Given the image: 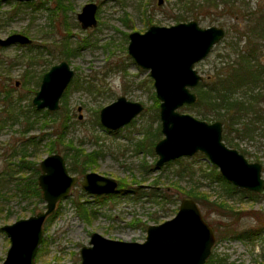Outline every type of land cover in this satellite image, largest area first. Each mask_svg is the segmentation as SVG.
Segmentation results:
<instances>
[{
	"label": "rangeland",
	"instance_id": "rangeland-1",
	"mask_svg": "<svg viewBox=\"0 0 264 264\" xmlns=\"http://www.w3.org/2000/svg\"><path fill=\"white\" fill-rule=\"evenodd\" d=\"M87 2L97 4L98 24L83 29L76 14ZM10 9V4L0 1V37L26 31L33 47L0 48V264L9 247V239L1 226L45 209L41 197L22 198L19 179L37 177L39 172L35 174L28 162H34V168L38 166L50 154L48 146L62 129L59 121L42 119L45 109H40L37 120L28 128L25 116L32 115L31 99L39 87L41 75L63 58L58 53L62 48L63 33L69 36V44L77 46L82 40L90 44L80 47L76 54L66 59L74 70V77L65 90V107L71 123L65 138H60L58 145L54 144L57 146L54 152L63 157L67 153L65 161L69 167L74 164L70 157L76 149L84 153L96 150L94 169L88 171L115 178L125 183L127 190L135 189V181L144 189L104 200L86 193L79 184L73 186L69 195L56 203L54 213L43 222L36 263L80 264L79 250L88 244L93 232L110 239L141 242L147 225L159 224L176 214L180 199L188 196L181 193L184 189L197 190L196 194L204 198L197 204L203 219L214 229L215 242L211 252L214 259L224 258L227 264H264V232L257 241L218 240L225 233L218 229L223 220L228 222L225 223L226 235L228 230L239 232L259 226L258 223L264 224V196L257 198L252 194L250 197L249 193H243L244 190L238 191L226 182L217 181V167L213 168L208 158L199 152L155 167L157 155L151 150L163 137L161 131L157 132L161 125L159 101H154L149 71L138 67L127 52L130 32H144L151 24L170 26L175 24L177 14L196 20L202 27H223L224 38L204 59L195 63L194 68L203 77L201 83L204 85L200 89L204 93L205 90L209 92L216 74L225 71L231 60L240 55L250 59L251 70L258 74L254 73L256 78L250 76L251 92L245 95L246 90L239 89L235 96L239 99L236 105L239 107L231 109L227 115L219 111L215 120L225 122L226 136L236 144L233 148L247 161L262 165L264 178V108H261L264 106V82H260L264 76L258 77L261 73L264 75V0H162L160 4L158 0H71V9L65 14L55 13L53 21L49 20L52 15L47 10L32 11L29 6L8 20ZM41 59L46 61L40 62ZM26 71L30 74L24 75ZM253 79L256 84H252ZM16 81L18 86H15ZM197 86L190 88L196 96ZM96 90L100 93L96 94ZM258 90L262 101L260 107H254L250 103L251 94ZM207 92L200 104L204 112L210 111L207 106L210 94ZM118 96L139 102L144 108L124 127L107 131L99 123V111ZM196 109L194 103L183 104L177 111L208 123L215 121L203 118ZM8 111L13 112L15 120L7 118ZM250 111H257L256 119L252 113V120ZM47 117L49 119L50 115ZM43 122L46 123L43 125ZM69 139L72 145H69ZM74 158L82 161V157ZM22 164H26L25 168ZM69 173L76 175L72 171ZM82 175L77 176L81 178ZM173 183H177L178 189ZM159 190L171 195L174 203L153 199V192ZM73 198L87 200L90 207L85 205V208L93 207L97 211L90 223L82 221L76 213ZM218 211H231L232 215L221 217L216 213Z\"/></svg>",
	"mask_w": 264,
	"mask_h": 264
},
{
	"label": "water",
	"instance_id": "water-1",
	"mask_svg": "<svg viewBox=\"0 0 264 264\" xmlns=\"http://www.w3.org/2000/svg\"><path fill=\"white\" fill-rule=\"evenodd\" d=\"M162 0H158L160 4ZM97 5L85 3L77 19L83 29L95 27ZM225 36L221 26L202 27L194 19L170 26L151 24L144 32L128 34V55L135 64L149 71L155 97L159 101L160 130L163 137L154 145L155 167L201 152L214 164L220 175L234 186L264 194L262 165L249 162L236 148L222 139L220 120L208 123L177 109L193 104L196 94L190 90L203 79L194 68ZM28 43L30 39L15 33L0 44ZM67 61L52 65L41 79L32 98L37 109L55 111L59 99L73 78ZM139 102L118 96L99 111V123L108 131H117L132 121L142 110ZM80 110V107L78 108ZM37 185L45 209L1 226L9 239V247L1 264H37L35 255L43 237V222L53 214L56 203L66 198L76 184L89 194H108L117 190L115 178L97 172H86L79 178L69 173L65 158L51 153L39 162ZM215 234L202 217L191 197H182L176 214L159 224H149L142 242L104 237L98 232L89 236L79 250L80 264H205L211 255Z\"/></svg>",
	"mask_w": 264,
	"mask_h": 264
},
{
	"label": "trees",
	"instance_id": "trees-1",
	"mask_svg": "<svg viewBox=\"0 0 264 264\" xmlns=\"http://www.w3.org/2000/svg\"><path fill=\"white\" fill-rule=\"evenodd\" d=\"M37 3V2H36ZM33 3V2H29V4L32 6V8L34 9V7L36 9H40L43 6H40L42 4V2H38L37 4ZM54 4L56 5L55 9H52V11L54 12H62L65 14V12L69 9H71V1L70 0H55ZM28 5V3L26 4ZM35 9V10H36ZM49 9V8H48ZM50 10V9H49ZM192 17V13L190 15ZM195 17V16H194ZM188 17L184 16L183 14H177L174 18L175 23L178 22H183V21H187ZM64 24H66L65 22V18H64ZM64 38L62 39L60 46L61 51L60 54L63 55V59H67L69 57V55H74L78 52V49L80 47H85L88 46L90 43L87 40H82V41H78L77 42V46L69 44V40L67 38V36L64 34L63 35ZM82 42V43H80ZM72 45V46H71ZM74 46V47H73ZM229 53V52H228ZM254 54H255V49H254ZM68 55V56H67ZM251 56V54H250ZM257 58V57H256ZM257 63V60L256 62ZM228 67L226 68V72L228 73V77L226 79H223L222 82H220V80H216L214 81V84L212 86V88L209 90V92H207L205 90L204 93H202L200 87H202L201 82L198 84V86L195 88L196 93H197V98L196 101L194 102L195 107H197V112L203 117V118H211V119H218L217 118V113H219V111H224L223 113L225 115H227L231 109L234 110V108L239 107L236 106L239 99L236 98V93L239 89L242 90H246L245 95L249 92H251V88H250V83L251 81H247L248 76H253L254 78H256L258 75L257 72L256 75L253 73V71L251 70V68H253V65H250V59L244 55H240L237 56V58L235 60H231L228 64ZM262 73L258 76L261 78ZM262 84L264 82V77L261 79L260 81ZM252 84H256L254 79H253V83ZM91 86L90 85L88 87V89H90L91 91ZM206 92L209 93V101L207 104V106L210 108V111L208 112H204L200 109V104L203 98H205L206 96ZM100 92L98 90H96V94H99ZM154 97V101L155 103L158 102V100L156 99L155 95H153ZM62 100V104L60 106V110L54 111V112H50L48 110H44L42 113V119L43 120H50L52 119V121H59L60 123V128L62 129V133H57L56 138L54 141H52V143L48 146V152H54L55 151V146L54 144L60 141V138H65L67 130H68V125H70L71 121V117H68L67 115V110L65 107V94L64 96L61 98ZM262 101V96L259 93V90L255 93V94H251V99H250V103H252L254 105V107H260ZM242 102V101H241ZM261 108H264L261 107ZM4 111V109H3ZM217 111V112H215ZM39 112H41L40 110L35 109L34 107H32V115H26L25 116V121L26 123H29L28 125H32L33 122L32 120H30L31 116L34 117V120H37V114H39ZM58 113H61L58 116ZM256 119V115H257V111H250V117L252 118V120H254V116ZM25 115V114H24ZM48 115H50L49 119H48ZM7 118H14V114L11 111H8L6 114ZM250 118V119H251ZM15 120V118H14ZM46 122H43V125ZM223 124V131H222V139L223 141H225L226 145L228 147L233 148L234 146H236L235 143L232 144L231 140H229L226 136V124L225 122H222ZM29 126V127H30ZM161 130H159V128H157V132L159 133ZM34 144V143H33ZM73 142L71 139H69V145H72ZM35 145V144H34ZM153 147V144H151V148ZM154 148V147H153ZM77 152H72V156L70 157V160L74 161V164H70L68 167V171H72L74 174L76 175H82L85 172H87L90 169H94V165L96 162V156L95 154H97L96 150H92L88 153H84V152H80V150L78 151V149H76ZM82 151V150H81ZM243 151V150H242ZM151 153H153V149L151 150ZM24 155V153H23ZM67 153H64V157L65 159L68 158ZM74 157H82V161H78L76 160V158ZM175 160H179L175 159ZM21 163H26V162H21ZM29 166L31 168H33L35 170V174L39 172V168L38 166H36L34 168V162H28ZM26 164H22V167L25 168ZM18 166H21V164L19 163ZM28 168V167H27ZM213 168H216V166L214 165ZM205 175V174H204ZM37 178V177H36ZM35 177H27L25 179L21 178L19 179V185L18 189L21 193L22 198H27V197H32V196H36V197H41V191L37 185V179ZM215 179L217 181H223L226 182V185H229L231 188L235 189L236 187H234L233 185H231L229 182H227L219 173V171L215 170ZM136 185L135 186V191L132 189H126V184L123 182H119V186L120 188L118 189V192H115L114 194H107V195H94L95 198L97 199H104L106 200V198H113L114 196H125L128 192H132V193H136L139 192L140 190L144 189L143 187H138V181L134 182ZM174 186V188L178 189V185L177 183H173L172 184ZM238 191H242V190H238ZM124 192V194H123ZM181 193L188 195L190 197H192V199L195 200V202L197 203L199 199H204L203 196H199L196 194L198 193L197 190L195 191H185L184 189H181ZM243 193H247L245 190L243 191ZM253 194V196L259 198L262 197L264 195H260L256 192H252L250 191V197ZM153 199H158V200H166V204L169 203H174V199L171 197V195H168V193L166 192H161V190H159L158 193L153 192ZM250 198L251 200H254V198ZM72 201H74V207L76 210V213L80 216L81 220L86 222V223H90L91 218L95 217V213L97 212L93 207L92 208H85V207H90L89 205H87L88 201L87 200H83L81 201L80 198H73ZM87 205V206H85ZM93 214V215H92ZM154 219V218H153ZM259 226H255V227H251L250 230H240L239 232L236 230H228V234H230V238H234V239H239V240H250V241H257V239H260L261 236L263 235L264 232V224L258 223ZM42 248L39 249V252L41 251ZM205 264H227L220 262L218 259H214L213 256L209 257L207 259V261L205 262Z\"/></svg>",
	"mask_w": 264,
	"mask_h": 264
},
{
	"label": "flooded vegetation",
	"instance_id": "flooded-vegetation-1",
	"mask_svg": "<svg viewBox=\"0 0 264 264\" xmlns=\"http://www.w3.org/2000/svg\"><path fill=\"white\" fill-rule=\"evenodd\" d=\"M1 2H5V3H7V4H10L11 5V9H10V11L8 12V15H7V19L8 20H11V19H13L17 14H18V12H19V10L20 9H22L23 7H27V6H29L30 7V10H32V11H38V10H47L48 12H49V14L50 15H52L51 17H49V20L50 21H53L54 20V14L55 13H60L59 11L58 12H54V11H52V9H55L56 8V5L54 4V1L55 0H0ZM71 1V0H70ZM29 2H33V3H38V2H42V4L40 5V6H43V7H41L40 9H36L35 7H34V9L32 8V6L29 4ZM28 3V5H26ZM36 3V4H37ZM96 4V3H95ZM97 5V4H96ZM50 10H49V9ZM82 8V7H81ZM97 8H98V6H97ZM36 9V10H35ZM69 10V9H68ZM67 10V11H68ZM66 11V12H67ZM80 12V11H79ZM78 14V13H77ZM77 14H76V17H77ZM96 18H97V11H96ZM77 21H78V19H77ZM65 22H66V20H65ZM97 24H98V19H97ZM65 26H66V24H65ZM97 26V25H96ZM95 26V27H96ZM82 28V27H81ZM89 28H94V27H89ZM86 29H88V28H86ZM225 30V29H224ZM15 33H21V32H12V33H10V34H8V35H6L5 37H0V39H6L8 36H10V35H12V34H15ZM21 34H24L25 36H27V33H26V31H23ZM63 34H66V33H63ZM67 37H68V40H69V36L68 35H66ZM28 37V36H27ZM29 38V37H28ZM30 39V42H28V43H20V42H14V43H8V44H0V48H5V47H9V46H17V47H19V48H23V47H25V48H31V47H33L32 46V39L31 38H29ZM73 45V44H72ZM47 47V46H46ZM45 47V49H46V51H50L49 50V48H46ZM35 49L36 48H38L37 46H35L34 47ZM61 51V50H60ZM59 54H60V52H58ZM61 60L60 61H62V60H65L66 61V59H63V58H60ZM41 61H46V59H41L40 60V62ZM59 61V62H60ZM58 62V63H59ZM33 64H34V62H33ZM38 64H40V63H38ZM57 64V63H56ZM55 65V64H54ZM49 69H47V70H45L44 72H43V74L46 72V71H48ZM74 71V70H73ZM27 74H30V73H28L27 71H26V73L24 74V75H27ZM43 74L41 75V79H42V76H43ZM73 77H74V75H73ZM29 78H31V76H29ZM41 79H40V83H41ZM73 79V78H72ZM71 79V80H72ZM152 79V78H151ZM153 81V80H152ZM71 82V81H70ZM40 83H39V86H40ZM70 84V83H69ZM68 84V85H69ZM15 86H18V81H16L15 82ZM68 87V86H67ZM66 87V88H67ZM38 89H39V87H38ZM37 89V90H38ZM36 90V91H37ZM66 90V89H65ZM65 90H64V92H63V94H62V96L60 97V99L64 96V94H65ZM35 91V92H36ZM34 95H35V93H34ZM34 97V96H33ZM32 97V98H33ZM60 99H59V108H60ZM31 104H32V99H31ZM33 105V104H32ZM34 106V105H33ZM34 108H35V106H34ZM59 108L57 109V110H59ZM35 109H37V108H35ZM44 109V108H43ZM37 110H40V109H37ZM45 110H47V109H45ZM57 110H55V111H57ZM49 111V110H48ZM50 112H54V111H50ZM98 118H99V115H98ZM8 119H10V118H8ZM12 119H14V118H12ZM35 120H32V122H34ZM29 123H26L25 124V126L28 128L30 125H28ZM108 131V130H107ZM51 153H57V152H51ZM50 153V154H51ZM47 156V155H46ZM38 168H39V163H38ZM39 172H40V170H39ZM88 172H90V171H88ZM38 176V175H37ZM37 179V178H36ZM117 181V180H116ZM117 183H118V186H117V190H116V192H118V189L120 188L119 187V182L117 181ZM231 184V183H230ZM232 185V184H231ZM234 186V185H233ZM234 187H236L235 189H237V190H245L247 193H249L250 194V190H248V189H244V188H241V187H237V186H234ZM108 194H111V193H108ZM92 195H94V194H92ZM100 195H107V194H100ZM250 196V195H249ZM216 213H218V215H220L221 217H229V216H231L232 214V212L231 211H226V212H223V211H218V212H216ZM230 214V215H229ZM208 223V222H207ZM225 223H228V222H226L225 220H223V221H221L220 222V227L218 228L219 230H223V232L225 231V233H226V230H225ZM209 224V223H208ZM212 227V226H211ZM212 229H213V227H212ZM244 230H250V228H248V229H242V231H244ZM213 231H214V229H213ZM223 234V238H218V240H220V239H232V238H230V234H228V235H226V234ZM245 241H250V240H245ZM41 244V243H40ZM212 252V251H211ZM209 257H211V255L209 256ZM208 257V258H209ZM219 259H220V262H222V263H225V259L224 258H221V257H218ZM207 261V260H206Z\"/></svg>",
	"mask_w": 264,
	"mask_h": 264
},
{
	"label": "bare ground",
	"instance_id": "bare-ground-1",
	"mask_svg": "<svg viewBox=\"0 0 264 264\" xmlns=\"http://www.w3.org/2000/svg\"><path fill=\"white\" fill-rule=\"evenodd\" d=\"M228 77V73L225 71L218 72L215 76V81L220 80V82L223 81V79H226ZM247 81H250V76H248Z\"/></svg>",
	"mask_w": 264,
	"mask_h": 264
}]
</instances>
